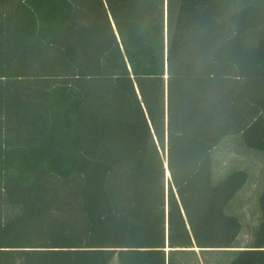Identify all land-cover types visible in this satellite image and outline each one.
<instances>
[{
	"label": "trees",
	"instance_id": "1",
	"mask_svg": "<svg viewBox=\"0 0 264 264\" xmlns=\"http://www.w3.org/2000/svg\"><path fill=\"white\" fill-rule=\"evenodd\" d=\"M231 135L264 154V0H0V264H264Z\"/></svg>",
	"mask_w": 264,
	"mask_h": 264
},
{
	"label": "rangeland",
	"instance_id": "2",
	"mask_svg": "<svg viewBox=\"0 0 264 264\" xmlns=\"http://www.w3.org/2000/svg\"><path fill=\"white\" fill-rule=\"evenodd\" d=\"M214 176L223 174L232 169H244L248 173V180L243 188L230 201V211L236 214L242 223V231L238 237V245L246 246L251 241L253 232L259 224L261 211L259 207V194L264 188V154L246 148L241 143L238 135L226 137L214 149ZM200 261L196 264H204L199 248H196ZM220 251L206 254L209 264H220ZM111 264H117L116 258ZM190 264H195L192 261Z\"/></svg>",
	"mask_w": 264,
	"mask_h": 264
},
{
	"label": "water",
	"instance_id": "3",
	"mask_svg": "<svg viewBox=\"0 0 264 264\" xmlns=\"http://www.w3.org/2000/svg\"><path fill=\"white\" fill-rule=\"evenodd\" d=\"M167 171H168V166L166 165ZM169 176V174H167Z\"/></svg>",
	"mask_w": 264,
	"mask_h": 264
},
{
	"label": "bare ground",
	"instance_id": "4",
	"mask_svg": "<svg viewBox=\"0 0 264 264\" xmlns=\"http://www.w3.org/2000/svg\"><path fill=\"white\" fill-rule=\"evenodd\" d=\"M167 174H169V171H167Z\"/></svg>",
	"mask_w": 264,
	"mask_h": 264
}]
</instances>
